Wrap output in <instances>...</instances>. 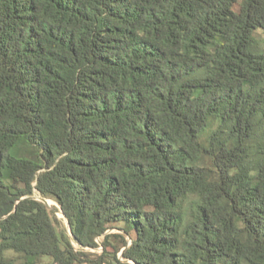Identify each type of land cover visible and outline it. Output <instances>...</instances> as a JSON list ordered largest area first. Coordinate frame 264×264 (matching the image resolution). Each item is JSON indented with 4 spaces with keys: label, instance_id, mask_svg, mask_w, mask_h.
<instances>
[{
    "label": "trees",
    "instance_id": "16d2710c",
    "mask_svg": "<svg viewBox=\"0 0 264 264\" xmlns=\"http://www.w3.org/2000/svg\"><path fill=\"white\" fill-rule=\"evenodd\" d=\"M258 28L264 0H0V264H264Z\"/></svg>",
    "mask_w": 264,
    "mask_h": 264
},
{
    "label": "rangeland",
    "instance_id": "374dc122",
    "mask_svg": "<svg viewBox=\"0 0 264 264\" xmlns=\"http://www.w3.org/2000/svg\"><path fill=\"white\" fill-rule=\"evenodd\" d=\"M255 36L257 37V39L259 38L260 46H262V47L259 46L258 49L260 51H264V33H263L262 28H258L256 30ZM48 205L50 207H52L53 205H57V203L54 202L53 200H50ZM58 216L64 220L63 223L68 228L69 227L68 223H67L66 219L64 218L63 214L59 212ZM100 241H101V239H100ZM95 251H97V250H95ZM20 260L22 262H27L28 261V262H38L40 264H45V263L50 262L51 258L50 257H42V258L41 257L40 258H38V257H28V258L20 257Z\"/></svg>",
    "mask_w": 264,
    "mask_h": 264
},
{
    "label": "water",
    "instance_id": "95a60500",
    "mask_svg": "<svg viewBox=\"0 0 264 264\" xmlns=\"http://www.w3.org/2000/svg\"><path fill=\"white\" fill-rule=\"evenodd\" d=\"M41 200L44 201L47 204H49V201H50L49 199H45V198H41ZM63 216H65V215L63 214ZM68 226L70 227L69 222H68Z\"/></svg>",
    "mask_w": 264,
    "mask_h": 264
}]
</instances>
